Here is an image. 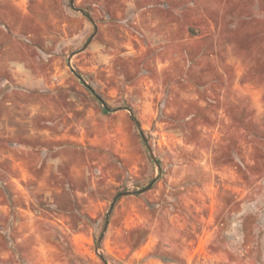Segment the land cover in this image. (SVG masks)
<instances>
[{
    "label": "rangeland",
    "instance_id": "374dc122",
    "mask_svg": "<svg viewBox=\"0 0 264 264\" xmlns=\"http://www.w3.org/2000/svg\"><path fill=\"white\" fill-rule=\"evenodd\" d=\"M0 264H264V0H0Z\"/></svg>",
    "mask_w": 264,
    "mask_h": 264
},
{
    "label": "water",
    "instance_id": "95a60500",
    "mask_svg": "<svg viewBox=\"0 0 264 264\" xmlns=\"http://www.w3.org/2000/svg\"><path fill=\"white\" fill-rule=\"evenodd\" d=\"M70 4H71V6H73V0H70ZM95 32H96V28H95ZM73 55V54H72ZM72 55L70 56V58L72 57ZM80 80H81V82L90 90V92L100 101V103L102 104V106L104 107V109L105 110H107V111H111V109L106 105V103L103 101V99L100 97V96H98L95 92H94V90H92L81 78H79ZM150 153H151V151H150ZM151 156H152V158H153V160L156 162V160H155V158H154V156L152 155V153H151ZM153 183H154V181H152V182H150V184H148L146 187H144V188H142L141 190H139L137 193H143V192H145V191H147L148 189H150V187L153 185ZM120 195H122V194H118V195H116L114 198H113V200L111 201V204H110V208H109V210H108V213H107V216H106V221H105V228H104V231L106 230V228H107V226H108V221H109V216H110V213H111V211H112V208H113V206H114V204H115V202H116V200H117V198L120 196ZM103 234H104V232L101 234V236H100V238H99V240H98V244H97V249H98V245L100 244V241H101V239H102V237H103Z\"/></svg>",
    "mask_w": 264,
    "mask_h": 264
},
{
    "label": "trees",
    "instance_id": "16d2710c",
    "mask_svg": "<svg viewBox=\"0 0 264 264\" xmlns=\"http://www.w3.org/2000/svg\"><path fill=\"white\" fill-rule=\"evenodd\" d=\"M132 121L138 126V122L135 120V118L131 115ZM141 133V131H139Z\"/></svg>",
    "mask_w": 264,
    "mask_h": 264
}]
</instances>
